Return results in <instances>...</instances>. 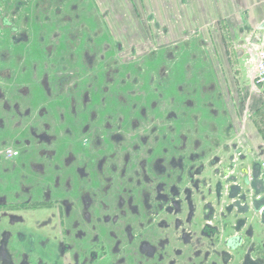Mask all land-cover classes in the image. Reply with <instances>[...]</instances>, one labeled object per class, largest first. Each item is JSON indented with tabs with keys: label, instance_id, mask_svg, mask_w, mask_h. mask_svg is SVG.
<instances>
[{
	"label": "flooded vegetation",
	"instance_id": "flooded-vegetation-1",
	"mask_svg": "<svg viewBox=\"0 0 264 264\" xmlns=\"http://www.w3.org/2000/svg\"><path fill=\"white\" fill-rule=\"evenodd\" d=\"M187 5L0 0V264H264V39Z\"/></svg>",
	"mask_w": 264,
	"mask_h": 264
},
{
	"label": "rangeland",
	"instance_id": "rangeland-1",
	"mask_svg": "<svg viewBox=\"0 0 264 264\" xmlns=\"http://www.w3.org/2000/svg\"><path fill=\"white\" fill-rule=\"evenodd\" d=\"M156 1V8L157 6H160L162 0H154ZM159 9V8H158ZM209 13L204 14L200 19V27L202 30V34L199 35L200 37H203L206 42H211L212 46L207 47L205 46L204 49V58H218L221 61H223L225 64H227L228 60L235 61L236 63L238 61H244L246 53H248L246 48H242L245 42L243 40L242 43L238 42L237 39L239 38V34L236 32L229 33L227 31V21L224 19V17L221 15V12L218 14L215 11L213 12V16H211L210 12L212 10L208 9ZM186 14V10H185ZM219 15V16H218ZM218 16V17H217ZM184 24L186 26H189V29L191 28L192 24L189 22V18L187 15L184 16ZM209 19H213L214 21V27L213 30H208L207 21ZM198 37L197 39H199ZM244 42V43H243ZM213 48V49H212ZM216 49V52L214 51ZM222 66V65H221ZM223 68V66H222ZM226 72H231V67L225 66ZM264 84H262L263 86Z\"/></svg>",
	"mask_w": 264,
	"mask_h": 264
},
{
	"label": "crops",
	"instance_id": "crops-1",
	"mask_svg": "<svg viewBox=\"0 0 264 264\" xmlns=\"http://www.w3.org/2000/svg\"><path fill=\"white\" fill-rule=\"evenodd\" d=\"M187 2L186 15L188 17L193 16L201 5L206 8L205 14L209 13L208 9L212 10L211 16L214 11L218 14L221 12L223 17L228 12L231 19L229 23L231 27L237 29V32L244 15H247L249 23L255 28L261 21H264V0H187Z\"/></svg>",
	"mask_w": 264,
	"mask_h": 264
},
{
	"label": "built area",
	"instance_id": "built-area-1",
	"mask_svg": "<svg viewBox=\"0 0 264 264\" xmlns=\"http://www.w3.org/2000/svg\"><path fill=\"white\" fill-rule=\"evenodd\" d=\"M254 77L257 84H264V43L258 52V60L255 63Z\"/></svg>",
	"mask_w": 264,
	"mask_h": 264
},
{
	"label": "water",
	"instance_id": "water-1",
	"mask_svg": "<svg viewBox=\"0 0 264 264\" xmlns=\"http://www.w3.org/2000/svg\"><path fill=\"white\" fill-rule=\"evenodd\" d=\"M255 29H256V32H258V33H255V35L258 36V34L261 33L262 34L261 37L264 39V21L259 26H257ZM256 38L257 37H254L253 40H255Z\"/></svg>",
	"mask_w": 264,
	"mask_h": 264
}]
</instances>
